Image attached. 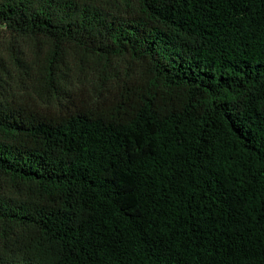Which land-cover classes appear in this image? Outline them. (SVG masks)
<instances>
[{"label":"trees","instance_id":"1","mask_svg":"<svg viewBox=\"0 0 264 264\" xmlns=\"http://www.w3.org/2000/svg\"><path fill=\"white\" fill-rule=\"evenodd\" d=\"M0 25L49 42L51 99L65 46L103 75L45 108L0 84V264H264V0H0Z\"/></svg>","mask_w":264,"mask_h":264},{"label":"rangeland","instance_id":"2","mask_svg":"<svg viewBox=\"0 0 264 264\" xmlns=\"http://www.w3.org/2000/svg\"><path fill=\"white\" fill-rule=\"evenodd\" d=\"M49 42L43 38L17 37L0 25V62L3 69L0 84L7 90V98L11 97L21 103L37 104L41 108L47 107V100L51 95L44 88L40 73L44 65ZM21 61L17 65L13 54ZM66 71L62 93L51 99L54 105H72L77 99L94 96L100 89L103 75L101 65L91 56H86L80 49L72 46L64 47Z\"/></svg>","mask_w":264,"mask_h":264}]
</instances>
